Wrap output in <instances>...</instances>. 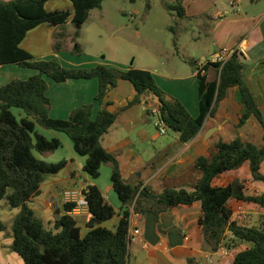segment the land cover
I'll list each match as a JSON object with an SVG mask.
<instances>
[{"label": "trees", "instance_id": "1", "mask_svg": "<svg viewBox=\"0 0 264 264\" xmlns=\"http://www.w3.org/2000/svg\"><path fill=\"white\" fill-rule=\"evenodd\" d=\"M69 1L73 12L67 9L48 12L45 8L48 0L0 1V65L16 64L37 71L28 80L16 78L0 87V202L6 200L11 209H20L12 225V251L24 264H128L131 210L135 213L152 212L159 217L169 208L200 204L199 223L205 244L212 252L229 249L237 242L247 243L250 247L237 253L232 264H264V219L259 227L241 225L232 220L230 207V202L237 200L264 208V195H246L243 181L234 175L248 166L253 179L264 182L261 173L264 162L263 114L245 82L246 65L242 54L233 53L221 70L220 64L204 62V73L197 75L199 115L193 117L182 102L158 87L148 70L134 67L121 70L104 65L70 69L54 59H37L24 50L21 44L28 32L43 24L62 27L71 21L77 27L75 38H78L79 29L88 22L92 11L100 10L104 3V0ZM167 8L178 18H186L182 0H176ZM176 28L175 25L170 27L175 36ZM64 39V34L56 35L54 50H61ZM259 67H264V62ZM211 68L217 70L214 80L207 75ZM46 78L58 83L71 79H97L99 92L95 101L101 106L97 118L92 117L93 104L77 108L67 120L52 118ZM122 80L133 85L135 97L126 107L111 112L107 96ZM235 87L244 105L238 128L244 127L250 119H256L263 129L261 145L239 136L231 141L220 139L211 147L208 157L196 159L194 168L200 177L191 190L167 187L156 194L147 186L124 181L118 157L108 152L101 140L126 109L142 103L153 104L151 100L156 98V109L147 108V115H157L166 128L178 134L180 143L187 144L205 128L207 121L215 116L218 105ZM13 109L22 110L26 117L18 119ZM38 126L68 136L75 152L86 158L84 172L92 179L100 177L103 165L111 167L112 187L123 210L116 231L101 226L113 219L117 211L96 185H88L83 190L90 213L86 236L81 235V228L70 215L76 206L73 203L64 204V214L56 213L52 228L46 227L36 216L30 203L42 195L46 177L58 175L69 163L67 160L50 163L36 155L52 154L62 146L59 139L49 140L40 134ZM142 199L152 201L155 208L141 210ZM6 230V225L0 221V234ZM228 234L232 237L230 240H226ZM189 264L195 262L189 260Z\"/></svg>", "mask_w": 264, "mask_h": 264}, {"label": "crops", "instance_id": "2", "mask_svg": "<svg viewBox=\"0 0 264 264\" xmlns=\"http://www.w3.org/2000/svg\"><path fill=\"white\" fill-rule=\"evenodd\" d=\"M0 1L7 2L10 0ZM171 1L173 4L176 2V0ZM182 5L186 11V18L184 20L209 27L211 30L212 46L209 51L210 56L208 58L203 56L204 62L211 61L217 53L225 49L235 50L242 54V61L246 65L244 79L257 100L264 121V67H259L264 62V0H182ZM45 8L48 12L64 9L73 12V5L69 0H48ZM100 10L102 13L101 22L106 29H110L111 26L106 20L104 9L101 8ZM94 11H92L90 19L95 15L93 14ZM72 26L71 21L62 27H53L49 24L40 25L28 32L21 47L37 59H54L62 66L70 69H90L98 65L115 67L121 70H128L130 68V66L121 65L115 59L105 60L106 58H103L104 60H102L94 58L93 56H89L85 51L77 50V53L81 54L72 57L70 53L75 52L71 37L75 29L74 27L71 28ZM60 29L62 31L65 30L67 33L64 34L65 39L63 40L67 42V45L63 50L56 51L54 50L56 35H58ZM195 62L198 63L196 60ZM138 69L150 71L157 80V83L167 94L174 96L182 102L193 117H198L199 79L197 69L187 79L186 76L163 75L157 68ZM35 74H37V71L22 68L16 64L0 65V87L7 85L11 80L16 78L28 80ZM207 75L210 80H214L217 77V70L211 68L207 72ZM46 80L49 86L47 95L51 102L50 116L52 118L67 120L74 110L88 104L94 105L92 117L93 119L97 118L101 108L100 104L95 101L99 92V81L97 79H71L61 83L49 78H46ZM135 94V89L130 82L120 81L117 87L111 90L107 96V100L111 103L108 110L117 112L126 107L133 100ZM140 105L146 106L145 103ZM134 109L135 106L126 109L121 114L117 123L126 124L128 128H133L136 124V112ZM243 111L244 105L240 100L238 88L230 89L227 97L218 105L215 116L207 121L205 128L190 143L182 144L179 140H176L174 142L176 145L175 151H171L173 147L169 145L161 149V152L158 154L166 152L165 163H163L164 161L162 162L163 158L157 159L158 162H162L159 169L163 173L161 177L182 182L187 186L191 185L189 186L191 188L194 187L200 177V174L194 168L196 159L201 156L208 157L210 155L211 147L224 138V134L222 133L229 124L238 127ZM13 112L18 119L26 117L25 113L20 109H13ZM250 123H252V119L248 121L245 127H248ZM251 130H258L256 124L251 126ZM37 131L49 140L59 139L62 146L52 154L36 155L40 159L50 163H58L62 160L69 161L64 170H70L68 174L75 178L78 174H81L84 181V184L76 190L83 191L88 185L98 186L105 199L117 211L113 219L103 223L101 226L111 231H116L122 219L123 210L122 203L118 196H116L117 194L114 193L112 183L109 181L112 173L111 167L103 165L101 174L102 177L104 175V178L100 180H98L99 178L92 179L84 172L86 158L79 156L75 152L74 145L68 136L55 131L45 130L39 126L37 127ZM109 133L101 140L103 147L118 157L124 181L135 185L139 184L137 181L141 182L144 175L142 173L138 174L137 170L147 171V169H151L152 167L156 168L157 164L151 166L155 157H149L148 164L142 165L144 152H140L134 148L131 139L126 137L119 142H115L112 139H108ZM258 134L262 138L261 143L258 145H261L263 143V132L259 131ZM238 136L245 141L251 142L245 136L242 129L238 130ZM104 142L107 145H104ZM65 148L67 150L66 154L63 152ZM189 162L192 163L194 171L199 174L196 180H194L193 175H190L189 166H184ZM173 166H176L177 170H172ZM245 168L249 170V174L251 175L248 166L239 169L234 175H237L243 181L246 195H264V182L255 181L252 175L250 179L246 180V183L244 182L245 178H243L242 171ZM169 171H172V173H169V176L165 178L164 174ZM261 173L264 176V165L261 166ZM135 175L136 179L133 177ZM46 182L47 179L42 185V195L30 203V207L34 210L36 216L41 219L42 217L36 213L34 203L37 199L47 195L49 197V204L46 208L54 210L55 220L57 212L60 215L64 214L63 206L67 203L64 197L66 189L61 191V193H56L52 188L44 189ZM57 182L52 181L54 185H57ZM145 186L148 187V185H143V187ZM150 192L159 194V191L150 190ZM0 207L6 209L7 206ZM230 207L233 210L232 220L237 221L241 225L259 227L264 219V208L258 205L232 200ZM147 208H155L153 202L142 199L140 209L146 210ZM7 213L11 214V221L6 225V233L13 243L12 225L16 216L20 213V209H14ZM131 214L130 236L132 239L129 242L128 264H189V260H193L195 264H232L237 253L250 247L247 243L237 242L229 249L222 248L216 253L212 252L205 244L202 227L199 223L201 217L200 204H195L189 208H169L161 213L159 217H156L152 212L135 213L131 210ZM70 215L74 217L81 228V235L83 237L86 236L88 233L86 224L90 219L89 208L83 207L77 212H71ZM53 224L50 223L48 228H52ZM136 229L140 230L138 236L134 235V230ZM2 234H0V254L7 255L16 264H21L18 259L9 253V250L5 249V240ZM186 237L189 240H186ZM231 238V235L228 234L226 240H230Z\"/></svg>", "mask_w": 264, "mask_h": 264}, {"label": "rangeland", "instance_id": "3", "mask_svg": "<svg viewBox=\"0 0 264 264\" xmlns=\"http://www.w3.org/2000/svg\"><path fill=\"white\" fill-rule=\"evenodd\" d=\"M167 5H173V2L171 0H135V2L131 0H104L102 8L105 11L106 20L111 28L106 29L104 27L101 22V10H95L93 13L95 15L79 29L80 35L78 38H75L77 27L75 25L71 27L75 29L74 33L71 34L74 46L73 50L75 52L68 53L72 54V57H75L81 54L77 53V50L85 51L89 56L97 59H115L121 65L136 68H157L163 75L186 76L187 79L193 74V71L204 64L203 56L206 58L210 56L209 51L212 46L211 30L209 27L200 26L198 23L178 18L174 12H171L167 8ZM173 25L177 27L176 36L170 30V27ZM63 34L67 33L65 30L62 31L60 29L58 36ZM61 43V50H63L67 42L62 40ZM195 60L198 61L197 64ZM155 81L157 83L156 79ZM157 85L162 89L158 83ZM171 85L174 86L173 84ZM152 102L153 104L146 106H135V126L128 128L126 124L117 123L111 129L108 139H112L115 142H119L126 137L131 139L133 147L140 152H144L142 165L148 164L149 157H155L151 166L157 164L156 168L152 167L151 169H147V171L137 170L138 174L142 173L144 175L141 182L137 181L140 185H148L150 190L159 191V193L167 187H182L191 190L192 188L189 187L191 185L187 186L182 182L161 177L163 173L159 169L162 165L161 163L165 160L166 152L163 154L158 153L161 152L163 147L168 145L173 147L171 151H175L176 145L174 142L179 140V136L175 131L166 127V133L164 135L160 133L157 128V124L160 121L158 116H148L146 113V107L156 109L155 104L158 102L157 99L154 98L151 100ZM254 124H256L259 131L263 132L258 121L252 118V123L248 127L238 128L233 124H229L222 133L224 134L222 140H233L238 136V130L242 129L245 136L251 142L260 144L262 138L259 137V131L251 130V126ZM104 145H107V143L105 144L104 142ZM63 152L67 153L66 148ZM158 158H163L162 162H158ZM189 163L184 166H189L190 175H193L194 180H196L199 174L194 171L192 163ZM262 165H264V162ZM175 167L173 166L171 169L177 170ZM69 171L66 169L62 170L58 175H48L44 189L52 188L56 193H61L65 189H79L84 184L82 175L78 174L76 178L71 177L68 174ZM169 173H172V171L165 173V178L169 176ZM242 173L243 178H245L244 182L246 183V180L251 178L249 170L245 168ZM133 177L134 179L137 178L136 175ZM103 178L104 175L102 177L101 174L98 180ZM52 181H58V184L54 185ZM109 181L111 182V176ZM48 198L45 195L34 203L36 213L42 217L41 219L46 227H49L50 223L53 224L55 221L54 210L46 208L49 204ZM0 206H7L6 209L0 207V221L7 225L11 221V214L7 212H11L14 209L9 207L6 200H3ZM82 229L85 230L84 228ZM2 236L5 240V249L9 250V253L23 264V260L11 249V238L6 232ZM0 264L16 263L13 259H9L7 255L0 254Z\"/></svg>", "mask_w": 264, "mask_h": 264}, {"label": "built area", "instance_id": "4", "mask_svg": "<svg viewBox=\"0 0 264 264\" xmlns=\"http://www.w3.org/2000/svg\"><path fill=\"white\" fill-rule=\"evenodd\" d=\"M233 4V3H232ZM235 50H222L219 53H217L214 58L211 60L212 63L220 64V70L224 67V65L227 63V61L230 59L233 53H235ZM203 64L197 68V74L201 73L203 74ZM157 128L159 129L160 133L164 135L166 133L164 123L159 121V124H157ZM64 197L67 201V203H73L75 204V208L72 212H77L83 207H88V202L84 196L83 191L79 190H65L64 191ZM140 234V230L136 229L134 230V235L138 236ZM129 239H132V237L129 234ZM186 240H189V238L186 237Z\"/></svg>", "mask_w": 264, "mask_h": 264}]
</instances>
